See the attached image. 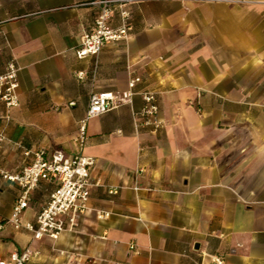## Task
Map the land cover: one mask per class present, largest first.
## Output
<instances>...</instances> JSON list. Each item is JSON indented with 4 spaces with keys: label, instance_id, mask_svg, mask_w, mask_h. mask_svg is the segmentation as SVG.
<instances>
[{
    "label": "crops",
    "instance_id": "obj_1",
    "mask_svg": "<svg viewBox=\"0 0 264 264\" xmlns=\"http://www.w3.org/2000/svg\"><path fill=\"white\" fill-rule=\"evenodd\" d=\"M96 1L0 0V76L15 64L19 98L10 111L0 101L1 168L75 154L92 95L127 92L133 76L137 91L160 92L165 128L136 132L140 95L88 122L83 155L102 185L58 240L13 228L21 190L0 175V259L30 249L31 264H264V0L134 4L130 38L79 59ZM53 189L34 192L25 223Z\"/></svg>",
    "mask_w": 264,
    "mask_h": 264
},
{
    "label": "built area",
    "instance_id": "obj_2",
    "mask_svg": "<svg viewBox=\"0 0 264 264\" xmlns=\"http://www.w3.org/2000/svg\"><path fill=\"white\" fill-rule=\"evenodd\" d=\"M149 0H97L94 4L101 5L94 27L87 31L82 44L76 50L79 59L95 57L98 59L101 52L111 45H117L127 41L133 30L131 25V12L129 7L141 4ZM18 68L10 64L8 72L0 76V101L8 111L19 106V98L16 93ZM96 74V70L94 75ZM79 79L85 78L84 73L78 74ZM142 76L131 77L128 91L122 93L100 92L91 97L86 118L81 122L79 133L75 139L77 152L66 155L62 151H55L48 155L41 150L34 154V161L17 171H8L0 166V175L3 180L17 185L21 192L16 198L12 214L8 222L15 230L25 229L32 233L34 239L42 240L50 238L58 240L66 232L77 229L83 216L90 211V199L92 190L100 187V181L92 177L94 161L86 158L83 152L88 143V122L102 116L124 104L133 105V97L140 95L143 106L140 111H134V124L137 133L148 131L157 134L165 128L160 119V92L153 88H145L137 91L142 84ZM4 132H0V146L5 141ZM29 153H26L28 156ZM54 187L48 202L38 211L35 222H24V215L29 208L34 192L42 183ZM109 194L117 195L118 190L110 189ZM110 213L101 212L100 220L109 218ZM135 250V246H130ZM38 252L26 249L23 252H14L8 258L0 259V264H31ZM215 264H224L223 258H215Z\"/></svg>",
    "mask_w": 264,
    "mask_h": 264
}]
</instances>
